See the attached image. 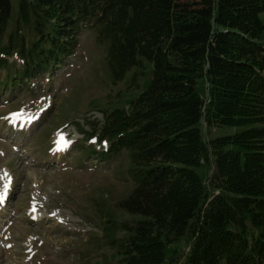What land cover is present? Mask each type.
<instances>
[{
	"label": "trees",
	"instance_id": "obj_1",
	"mask_svg": "<svg viewBox=\"0 0 264 264\" xmlns=\"http://www.w3.org/2000/svg\"><path fill=\"white\" fill-rule=\"evenodd\" d=\"M84 30L112 84H143L99 134L133 181L118 203L132 220H112L119 263L264 264V0H0V93ZM204 125L236 132L207 141Z\"/></svg>",
	"mask_w": 264,
	"mask_h": 264
},
{
	"label": "rangeland",
	"instance_id": "obj_2",
	"mask_svg": "<svg viewBox=\"0 0 264 264\" xmlns=\"http://www.w3.org/2000/svg\"><path fill=\"white\" fill-rule=\"evenodd\" d=\"M75 37L63 64L0 93V264H119L110 241L124 233L108 228L110 220H132L118 207L133 187L128 162L106 165L92 155L82 160L81 149L107 148L95 144L105 115L127 110L143 84L132 79L135 71L112 84L95 30ZM203 86L199 81L201 93ZM202 131L211 141L236 129ZM195 171L206 180L212 167ZM178 248L179 257L186 248Z\"/></svg>",
	"mask_w": 264,
	"mask_h": 264
},
{
	"label": "bare ground",
	"instance_id": "obj_3",
	"mask_svg": "<svg viewBox=\"0 0 264 264\" xmlns=\"http://www.w3.org/2000/svg\"><path fill=\"white\" fill-rule=\"evenodd\" d=\"M67 243V242H66Z\"/></svg>",
	"mask_w": 264,
	"mask_h": 264
}]
</instances>
